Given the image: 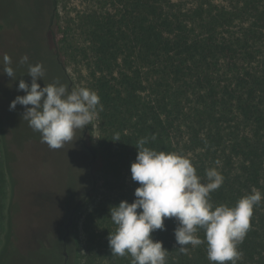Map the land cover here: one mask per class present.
Listing matches in <instances>:
<instances>
[{"label":"trees","instance_id":"obj_1","mask_svg":"<svg viewBox=\"0 0 264 264\" xmlns=\"http://www.w3.org/2000/svg\"><path fill=\"white\" fill-rule=\"evenodd\" d=\"M50 2L48 15L46 5H37L30 63H42L46 84L58 78L69 89L77 88L69 65L82 67L81 87L96 91L103 105L97 144L93 121L66 144L72 164L60 212L69 217L67 227L96 198L83 221L82 264H131L130 255H111L107 237L116 226L109 209L135 199L139 184L130 166L144 137L146 147L189 158L202 182L205 170L216 168L224 182L210 194L215 206L234 207L253 189L262 193L237 264H264V0H87L85 11L67 15L62 47L55 35L58 1ZM1 150L0 138V241ZM164 224L152 238L169 251L167 264H215L206 243L181 254L177 221ZM197 235L203 239L204 231Z\"/></svg>","mask_w":264,"mask_h":264},{"label":"clouds","instance_id":"obj_2","mask_svg":"<svg viewBox=\"0 0 264 264\" xmlns=\"http://www.w3.org/2000/svg\"><path fill=\"white\" fill-rule=\"evenodd\" d=\"M29 60L25 54L19 63L27 65L31 84L20 79L17 90L26 94L16 96L9 110L14 111L18 104L24 106L22 119L40 134V142L51 150L62 149L73 141L76 130L92 123L103 111V105L96 91L86 87L69 89L58 78L41 87L37 81L44 80L46 70L42 63L32 64ZM11 65V57L5 53L0 58V71L16 80ZM151 139H156L155 134ZM114 141H120L118 133ZM147 143V137L138 140L137 156L130 166L131 179L139 184L134 201H121L109 209L116 226L107 237L111 255H130L131 264H167L169 251L162 241L152 238V233L165 230V218H175L174 237L181 254L188 253L189 245L197 247L206 243L210 262L237 264L241 257L238 245L249 231L254 207L262 202V193L253 189L234 207L215 206L210 194L224 182L216 168L206 169V182H202L189 158L157 151L146 147ZM201 229L203 239L197 235Z\"/></svg>","mask_w":264,"mask_h":264},{"label":"rangeland","instance_id":"obj_3","mask_svg":"<svg viewBox=\"0 0 264 264\" xmlns=\"http://www.w3.org/2000/svg\"><path fill=\"white\" fill-rule=\"evenodd\" d=\"M31 1L0 0V58L5 53L11 57L16 77V80H12L0 71L1 164L6 176L0 264H66L62 259L64 249L56 240L64 245L68 264H82L83 221L95 205L96 198L74 214L67 231L69 217L60 212V207L66 195L69 181L67 170L72 164V155L66 149V144L62 149L51 150L40 142V134L22 119L24 106L18 104L14 111L9 110L16 96L26 94L23 90H17L20 79L31 84L27 65L19 63L25 54L31 60L38 42L34 20L30 15ZM57 1L55 35L62 47L67 15L82 13L87 9L88 2ZM89 5L92 7L94 3L89 1ZM48 19L46 22H49ZM20 21L23 22L21 25ZM68 70L77 88L85 84L87 73L82 67L71 64ZM37 83L44 85L46 81L38 80ZM97 140L95 117L91 143L96 145ZM61 233L63 241L60 239Z\"/></svg>","mask_w":264,"mask_h":264},{"label":"flooded vegetation","instance_id":"obj_4","mask_svg":"<svg viewBox=\"0 0 264 264\" xmlns=\"http://www.w3.org/2000/svg\"><path fill=\"white\" fill-rule=\"evenodd\" d=\"M42 2V9H43V7L46 5V7L44 8V10L43 11H45V9H46V11H47V13H48V10H50V4H51V0H32L31 2H30V15H31V17H32V19L34 20V25H35V29H36V27H37V21H38V19H37V13H38V11H37V5H38V3L39 2ZM49 3V4H48ZM48 4V5H47ZM44 15H45V13H43ZM23 22L22 21H20V23H19V25H21ZM66 229H67V231H69V227H67L66 226ZM62 238V233L60 234V239ZM62 240V239H61ZM65 240H66V238H64V242H65ZM60 241V240H59ZM63 241V240H62ZM61 247H63V252H62V259L63 260H65V263L66 264H68V256H67V253L65 252V247H64V245L62 244V242L60 241V244H59ZM66 248H67V246H66ZM64 255V256H63Z\"/></svg>","mask_w":264,"mask_h":264}]
</instances>
